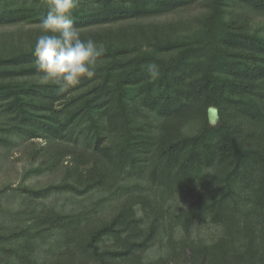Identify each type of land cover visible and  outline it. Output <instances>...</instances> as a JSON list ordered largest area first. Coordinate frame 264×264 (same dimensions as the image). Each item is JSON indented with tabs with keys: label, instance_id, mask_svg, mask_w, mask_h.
Segmentation results:
<instances>
[{
	"label": "trees",
	"instance_id": "16d2710c",
	"mask_svg": "<svg viewBox=\"0 0 264 264\" xmlns=\"http://www.w3.org/2000/svg\"><path fill=\"white\" fill-rule=\"evenodd\" d=\"M48 7L0 0V171L27 165L0 264H264V0H79L106 52L65 92L34 62Z\"/></svg>",
	"mask_w": 264,
	"mask_h": 264
},
{
	"label": "clouds",
	"instance_id": "9594fccd",
	"mask_svg": "<svg viewBox=\"0 0 264 264\" xmlns=\"http://www.w3.org/2000/svg\"><path fill=\"white\" fill-rule=\"evenodd\" d=\"M78 2L49 0L47 14L39 24L40 34L35 40L33 54L37 69L42 73L40 82H51L60 92L80 83L82 78H93L97 72L98 59L106 52L102 42L92 37L82 38L75 26L72 14ZM146 71L152 79L160 75L156 62H149ZM217 111L215 108L209 109L213 117Z\"/></svg>",
	"mask_w": 264,
	"mask_h": 264
},
{
	"label": "rangeland",
	"instance_id": "374dc122",
	"mask_svg": "<svg viewBox=\"0 0 264 264\" xmlns=\"http://www.w3.org/2000/svg\"><path fill=\"white\" fill-rule=\"evenodd\" d=\"M210 118L212 120H215V117L212 116V114L210 113ZM25 156H23L20 151H16L15 153L11 154L8 158V162H5L4 166H3V170L0 171V187L6 184H10L12 185V187H15L18 182L20 181V173L23 170V167L27 166L26 165V161L24 160ZM67 206H72L71 204V200H65ZM109 204L106 206V208L101 209L100 213L106 214L109 212ZM196 230V229H195ZM217 228H213L211 227V225H203L201 228V232L205 233V235H207V233L209 232H216ZM164 250L160 247H153L151 248L146 256L147 259L152 260L155 259L156 257H158L159 255L163 254Z\"/></svg>",
	"mask_w": 264,
	"mask_h": 264
}]
</instances>
